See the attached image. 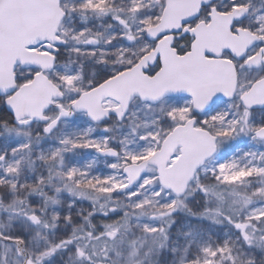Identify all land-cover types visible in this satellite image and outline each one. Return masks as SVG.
Wrapping results in <instances>:
<instances>
[{"label": "snow or ice", "instance_id": "6c2138e0", "mask_svg": "<svg viewBox=\"0 0 264 264\" xmlns=\"http://www.w3.org/2000/svg\"><path fill=\"white\" fill-rule=\"evenodd\" d=\"M0 264H264V0H0Z\"/></svg>", "mask_w": 264, "mask_h": 264}]
</instances>
